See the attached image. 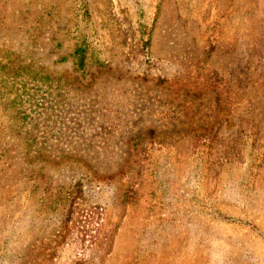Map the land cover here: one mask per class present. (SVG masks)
Returning <instances> with one entry per match:
<instances>
[{
    "label": "rangeland",
    "instance_id": "obj_1",
    "mask_svg": "<svg viewBox=\"0 0 264 264\" xmlns=\"http://www.w3.org/2000/svg\"><path fill=\"white\" fill-rule=\"evenodd\" d=\"M0 264H264V0H0Z\"/></svg>",
    "mask_w": 264,
    "mask_h": 264
}]
</instances>
